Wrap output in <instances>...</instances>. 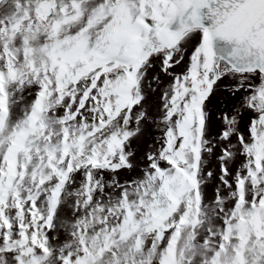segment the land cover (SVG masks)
<instances>
[{"label":"snow or ice","instance_id":"snow-or-ice-1","mask_svg":"<svg viewBox=\"0 0 264 264\" xmlns=\"http://www.w3.org/2000/svg\"><path fill=\"white\" fill-rule=\"evenodd\" d=\"M0 264H264V0H0Z\"/></svg>","mask_w":264,"mask_h":264}]
</instances>
